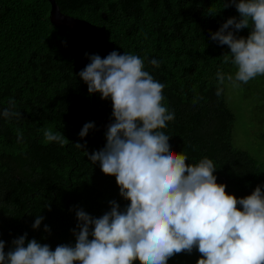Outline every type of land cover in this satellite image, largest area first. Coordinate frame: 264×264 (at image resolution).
Listing matches in <instances>:
<instances>
[{"label": "trees", "instance_id": "obj_1", "mask_svg": "<svg viewBox=\"0 0 264 264\" xmlns=\"http://www.w3.org/2000/svg\"><path fill=\"white\" fill-rule=\"evenodd\" d=\"M54 1L60 12L97 27L110 53L138 55L144 70L166 85L164 103L174 120L160 131L170 136L173 151L188 156L186 163L211 159L217 182L238 198L264 186V75L239 87L217 80L218 70L234 77L237 69L230 55L224 63L228 46L218 45L210 34L239 16L235 6L224 8L225 0ZM48 12L47 0H0V113L10 98L14 111L21 113L11 119L0 114V239L5 253L25 233V246L33 238L52 250L74 245L77 209L99 218L111 210L109 201L115 200L121 210L130 203L120 196L115 177L105 175L99 162L92 164L84 153L106 144L107 127L97 128L87 84L78 75L90 63L88 56H107L102 41L91 33L54 27ZM152 59L160 62L158 68L149 63ZM218 86L223 89L219 97ZM94 100L100 117L113 120L111 100H102L99 93ZM240 116L250 139L245 148L233 143ZM89 122L95 128L81 138ZM46 129L60 131L68 142L46 143ZM38 215L44 219L33 229ZM199 258L193 249L167 264H196Z\"/></svg>", "mask_w": 264, "mask_h": 264}, {"label": "clouds", "instance_id": "obj_2", "mask_svg": "<svg viewBox=\"0 0 264 264\" xmlns=\"http://www.w3.org/2000/svg\"><path fill=\"white\" fill-rule=\"evenodd\" d=\"M229 6H235L239 16L228 18L210 35L218 45L228 46L224 63L230 55L237 69L234 77L218 70L219 85L227 79L239 87L264 75V0H225L224 8ZM243 29H250L247 37L237 35ZM88 59L78 75L89 94L111 100L113 122L107 126L104 148L84 153L92 164L99 162L105 175L115 177L120 196L130 203L121 210L115 200L109 201L111 210L99 218L77 209L74 245L52 250L33 238L25 246V233L5 253L0 239V264H167L174 255L193 249L200 253L196 264H264V186L238 198L217 182L211 159L186 163L184 152L172 150L170 136L160 131L174 120L164 103L166 85L144 70L138 55L112 51ZM149 63L160 66L156 59ZM222 91L218 86L216 95ZM197 99L202 97L193 103ZM8 103L0 114L21 118L14 111L15 101L10 98ZM94 128V122L85 123L79 136ZM44 139L61 146L68 142L51 129L44 131ZM22 140L18 131L17 141ZM43 219L38 215L33 229ZM44 230L50 231L48 226Z\"/></svg>", "mask_w": 264, "mask_h": 264}, {"label": "water", "instance_id": "obj_3", "mask_svg": "<svg viewBox=\"0 0 264 264\" xmlns=\"http://www.w3.org/2000/svg\"><path fill=\"white\" fill-rule=\"evenodd\" d=\"M47 1L49 2L48 18H49L50 23L54 27L62 31H67V32L94 34L98 36L100 40L102 41V44L105 48L107 55L110 53L108 44L105 38L103 37L102 33L99 31L97 27H95L93 24H91L88 21L75 18V17H71L67 14L60 12L59 7L57 6L54 0H47ZM94 95L95 93L90 94V105L92 109V116L98 122L97 128L103 129V128H106L110 123H112L113 120H104L100 117L95 107Z\"/></svg>", "mask_w": 264, "mask_h": 264}, {"label": "rangeland", "instance_id": "obj_4", "mask_svg": "<svg viewBox=\"0 0 264 264\" xmlns=\"http://www.w3.org/2000/svg\"><path fill=\"white\" fill-rule=\"evenodd\" d=\"M244 121L242 116L237 118V124H235L233 130V143L234 145H240L242 147H247L246 143L250 139L247 137L245 129L242 128Z\"/></svg>", "mask_w": 264, "mask_h": 264}]
</instances>
